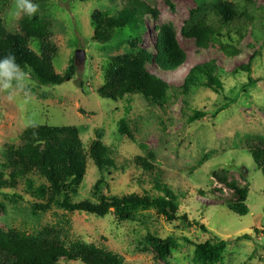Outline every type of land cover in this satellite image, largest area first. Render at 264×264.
Masks as SVG:
<instances>
[{"label": "rangeland", "instance_id": "rangeland-1", "mask_svg": "<svg viewBox=\"0 0 264 264\" xmlns=\"http://www.w3.org/2000/svg\"><path fill=\"white\" fill-rule=\"evenodd\" d=\"M127 1L36 0L42 16L51 22V41L58 48L56 72L64 75L72 64L76 71L73 78L59 86H42L31 77L29 89L14 91L11 99L8 93L0 92V162L7 146L20 145V136L32 125L77 127L86 150L99 132L103 142L115 150V160L125 168L105 178V193L156 195L153 176L129 164L134 157L152 152L160 165V181L176 196L178 215L188 218V222L169 223L153 209L140 210L132 222H120L112 213L104 218L69 213L56 205L39 211L32 204L34 195L21 182L15 189L0 191V203L4 205L0 230L37 235L46 227H65L70 240L94 243L121 255L126 264H203L196 259V246L224 240L227 251L217 264H264V175L248 145L249 137L264 138V0H255L252 18L242 20V39L235 33L241 30L240 25L232 31L238 52L233 57L225 55L219 45L200 49L194 40L181 34L192 11L206 7L207 14L219 0H140L158 11L159 17L155 20L148 16L150 29L138 48L153 51L155 26L173 24L188 56L181 70L167 73L150 66L154 73L176 90L198 64L216 61L226 74L221 94L201 88L188 99L174 96L164 108L138 94L116 103L97 93L112 58L131 52L125 43L130 32L118 31L109 43L95 42L92 18L96 12L115 16ZM226 1L241 8L245 5L244 0ZM12 7L13 0L0 2V18L10 33H17L22 20L12 19ZM32 48L37 49V44ZM78 51L85 52L84 63L76 62ZM194 111L207 116L191 123ZM123 118L135 141L119 135ZM208 154L212 156L200 165ZM30 179L36 187L48 185L37 175ZM100 179V172L90 160L86 178L73 200L95 202L94 186ZM229 185L249 188L247 216L240 217L226 207L235 197ZM15 195L20 198L14 199ZM149 234L171 239V255L157 259L146 240ZM60 264L82 263L61 260Z\"/></svg>", "mask_w": 264, "mask_h": 264}, {"label": "trees", "instance_id": "trees-1", "mask_svg": "<svg viewBox=\"0 0 264 264\" xmlns=\"http://www.w3.org/2000/svg\"><path fill=\"white\" fill-rule=\"evenodd\" d=\"M244 3V8H241L233 2L219 0L207 8V14L206 7H199L184 22L182 36L194 40L200 49L219 45L225 55H237L232 31L236 25H240L241 30L234 32L240 39L243 38L240 33L243 29L241 22L252 18L256 4L255 0H244ZM149 15L156 20L159 12L140 0H128L115 16L100 12L94 14L93 41L109 43L118 31L127 30L130 36L125 39V43L131 51L112 58L104 75V84L97 91L98 95L118 103L128 95L138 94L148 103L164 108L174 96L188 99L201 88L221 94L226 74L220 70L216 61L191 68L179 90L171 87L163 77L150 69V66H156L160 72L174 73L184 68L188 56L179 43L173 24L155 26L157 36L153 51L138 48L150 29L147 23ZM50 30L51 22L41 12L35 18H24L17 33H10L0 18V56L14 53L18 63L31 71V77L39 85L59 86L74 77L76 67L72 64L64 75L56 72L54 58L58 48L51 41ZM33 44H37V49L32 48ZM250 65L246 70L250 71ZM206 116L202 111H194L190 122H198ZM118 132L120 136L135 141L125 118L120 120ZM102 138L103 135L98 132L97 139L86 150L77 127L32 125L20 136V145H9L5 150L0 162V191L15 189L24 182L28 192L34 195L32 204L39 211L56 205L69 213L79 212L99 218L112 213L120 222H132L140 210L153 209L169 223L181 220L188 222V218L178 215L180 207L176 196L160 181V165L152 152L134 157L129 164L153 176L156 195H107L105 178L125 168L115 160L113 147L107 146ZM248 145L256 166L264 175V138L249 137ZM211 156L206 155L200 165ZM90 160L101 174V179L94 186L96 200L75 202L73 197L78 195L86 178ZM36 175L46 180L48 185L36 187L30 179ZM229 186L233 187L235 197L226 203V207L240 217L247 216L249 188ZM17 198L20 197L15 195L14 199ZM3 210L4 205L0 203V211ZM201 229L207 231L204 227ZM249 237L245 235V238ZM146 240L157 259L162 260L171 255V239L163 240L149 234ZM227 246L224 240L199 244L196 246V259L203 264L220 263ZM61 260L82 264H126L121 255L94 243L70 240L65 227H46L37 235L16 229L0 230V264H60Z\"/></svg>", "mask_w": 264, "mask_h": 264}, {"label": "clouds", "instance_id": "clouds-1", "mask_svg": "<svg viewBox=\"0 0 264 264\" xmlns=\"http://www.w3.org/2000/svg\"><path fill=\"white\" fill-rule=\"evenodd\" d=\"M11 17L18 22L24 18H35L40 14V4L36 0H13ZM31 71L26 70L14 53L0 56V92L12 98L14 91H27L31 84Z\"/></svg>", "mask_w": 264, "mask_h": 264}, {"label": "water", "instance_id": "water-1", "mask_svg": "<svg viewBox=\"0 0 264 264\" xmlns=\"http://www.w3.org/2000/svg\"><path fill=\"white\" fill-rule=\"evenodd\" d=\"M86 59V55L84 51H78L76 54V62L77 63H84Z\"/></svg>", "mask_w": 264, "mask_h": 264}]
</instances>
